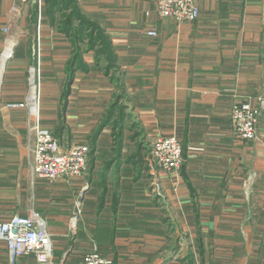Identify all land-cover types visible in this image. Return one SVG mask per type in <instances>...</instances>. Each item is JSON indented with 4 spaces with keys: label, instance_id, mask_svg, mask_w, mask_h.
I'll use <instances>...</instances> for the list:
<instances>
[{
    "label": "crops",
    "instance_id": "1",
    "mask_svg": "<svg viewBox=\"0 0 264 264\" xmlns=\"http://www.w3.org/2000/svg\"><path fill=\"white\" fill-rule=\"evenodd\" d=\"M197 2L200 19L177 24L161 19L152 0H78L104 29L117 62L106 75L94 51L83 54L86 70L75 74L66 95L72 44L52 28L44 0L41 9L38 0H0V107L24 102L31 72L39 71L43 126L69 149L89 144L122 95L121 111L96 140L88 174L70 185L32 183L28 114L0 113V220L35 208L54 235L56 264H83L95 247L116 264H180L189 250L195 264H264V113L252 142L240 141L231 121L235 103L264 98V0ZM151 30L158 36L149 37ZM122 113L119 155L112 124ZM169 135L181 141L183 163L178 175H161L158 194L133 155L140 143L147 148ZM25 186L32 195L26 210L18 197ZM168 214L177 232L189 233L185 254L167 257ZM0 264H8L3 246Z\"/></svg>",
    "mask_w": 264,
    "mask_h": 264
},
{
    "label": "built area",
    "instance_id": "2",
    "mask_svg": "<svg viewBox=\"0 0 264 264\" xmlns=\"http://www.w3.org/2000/svg\"><path fill=\"white\" fill-rule=\"evenodd\" d=\"M152 2L161 19L172 20L177 24L195 23L201 16L197 0H152ZM38 4L41 9L43 0H38ZM4 32L9 34L10 29L6 28ZM147 35L153 38L158 36L155 30L148 31ZM2 55L3 58L6 57L5 54ZM30 84L29 95L24 102L6 103L0 107V113L25 111L28 114L25 151L32 183L43 181L49 185L58 183L70 185L86 173L90 148L86 144L77 143L65 149L59 144L52 132L42 123L39 71L31 72ZM263 113L264 98L258 99L255 105L247 102L235 103L232 106L231 121L240 141L256 140L257 125ZM145 163L151 185L160 194L161 175H178L182 167L181 141L174 135L158 137L151 143ZM77 207L80 214V204ZM76 221L77 218L71 221L72 228L76 225ZM53 238L47 220L35 208L26 215L15 214L0 220V246H3L7 253L8 264H17L21 259L32 256L37 264H56ZM82 261L83 264H116L113 259L103 256L96 247L84 254Z\"/></svg>",
    "mask_w": 264,
    "mask_h": 264
},
{
    "label": "trees",
    "instance_id": "3",
    "mask_svg": "<svg viewBox=\"0 0 264 264\" xmlns=\"http://www.w3.org/2000/svg\"><path fill=\"white\" fill-rule=\"evenodd\" d=\"M44 2L46 6L45 15L48 18L52 28L58 31L59 34L69 38L72 44V58L70 63L67 65L66 70L69 76L66 87L64 88L66 91V95H69L70 93L69 86H71L75 74L78 71L86 70V66L83 61V54L85 53L94 51L98 59L107 64L106 67L102 68V71L106 75H110L111 72H114L113 69L115 63L117 62V56L115 54V51L112 50L111 42L106 36L104 29H102L100 25L89 19L84 11L79 7L78 0H44ZM99 65L100 63L96 64V66ZM112 80H116L115 75L112 76ZM121 99L122 95L120 93L115 97L114 106H112L109 110V113L105 118V121L100 126V129L90 139L89 144H86L90 148L89 158L96 152V140L102 132V129L110 124V122H112V119L116 115V112L121 111L120 108L117 107ZM125 119L127 118L125 114L122 113L116 120H114L112 124L114 130L113 136L117 139V147L115 150L119 155L122 152L123 148L120 138L124 136L123 129ZM52 134L57 139L55 134ZM138 149L139 150L135 153V155H133V157H137L140 160H143V164L146 168L144 157H146L149 150L147 151L144 143H140ZM199 237H201V235ZM179 249L180 244L172 243L170 250L168 249L167 257H173L174 254L179 251ZM179 261L180 264H195V255L191 250H189L185 257L181 258ZM147 264H154V262L150 261Z\"/></svg>",
    "mask_w": 264,
    "mask_h": 264
},
{
    "label": "rangeland",
    "instance_id": "4",
    "mask_svg": "<svg viewBox=\"0 0 264 264\" xmlns=\"http://www.w3.org/2000/svg\"><path fill=\"white\" fill-rule=\"evenodd\" d=\"M147 151L151 148V143L147 142ZM145 159V157H144ZM89 164V163H88ZM89 165H87V171H86V174H88V171H89ZM111 168V167H110ZM139 187V186H138ZM25 189L23 191V193L21 194V192H18V197H22V203H24V210H26L27 208L31 207V199H32V195H31V192L29 191V188L26 186L23 188ZM138 191H141V190H138ZM152 193V191H151ZM28 195V196H26ZM78 196V195H77ZM76 209L74 210V214L72 216V218H77V221H76V225H74L73 228L76 229V231L78 230V219L80 218L79 216L81 215V213L79 214V209L78 207L76 206L75 207ZM80 210L82 212V208L80 207ZM18 214V213H17ZM167 220H166V234H167V240L168 242H171V244L173 243H178V244H182V246L180 247V249H183L182 253L187 251V248H188V245H189V242H188V237H189V233L186 231V230H183L181 231L179 229V231L177 232L176 231V222L174 220V218L172 217V214H168L167 215ZM137 219H143L142 216H138ZM158 221L160 222V220L156 217V219H154L152 217V221ZM153 225V224H152ZM77 227V228H76ZM76 233V232H75ZM179 233V234H178ZM74 235V234H73ZM180 237H179V236ZM187 241V242H186ZM187 243V244H186ZM172 248H173V245H172ZM179 249V250H180ZM178 251V250H177Z\"/></svg>",
    "mask_w": 264,
    "mask_h": 264
}]
</instances>
